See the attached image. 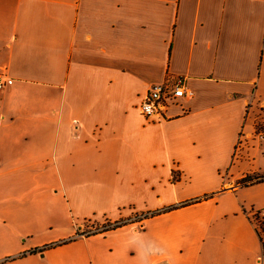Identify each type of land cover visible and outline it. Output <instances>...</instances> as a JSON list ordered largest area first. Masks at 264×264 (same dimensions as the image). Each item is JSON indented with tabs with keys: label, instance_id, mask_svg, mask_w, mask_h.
I'll return each mask as SVG.
<instances>
[{
	"label": "crops",
	"instance_id": "crops-1",
	"mask_svg": "<svg viewBox=\"0 0 264 264\" xmlns=\"http://www.w3.org/2000/svg\"><path fill=\"white\" fill-rule=\"evenodd\" d=\"M0 72V264H264V0H0Z\"/></svg>",
	"mask_w": 264,
	"mask_h": 264
},
{
	"label": "built area",
	"instance_id": "built-area-1",
	"mask_svg": "<svg viewBox=\"0 0 264 264\" xmlns=\"http://www.w3.org/2000/svg\"><path fill=\"white\" fill-rule=\"evenodd\" d=\"M6 78L0 72V91L4 88ZM186 95L185 78L177 76L161 83L151 84L137 104L147 122H156L166 117L170 105L179 104ZM258 139H264V123L259 129L256 127ZM114 223V222H112Z\"/></svg>",
	"mask_w": 264,
	"mask_h": 264
},
{
	"label": "trees",
	"instance_id": "trees-1",
	"mask_svg": "<svg viewBox=\"0 0 264 264\" xmlns=\"http://www.w3.org/2000/svg\"><path fill=\"white\" fill-rule=\"evenodd\" d=\"M263 180H264V174L246 175V176L242 177L239 180V183L241 185H248V184L260 182V181H263ZM197 199L198 198H194V199H190L188 201H184V202L180 203V205L194 202ZM173 207L174 206L171 205V206H166V207L162 208L161 210H154V211H150L148 213L146 212V213H143L141 217H137V218H134V219L133 218L121 219V220L114 221V223L108 221L100 229H97L96 232L105 231L107 229L115 228V227H118V226H121V225H124V224H127V223H133V222H136V221H140L143 218H147V217L156 215V214H158L160 212H163V211H168V210L172 209ZM263 231H264L263 230V225H261L258 230L256 229V232H257L258 236L260 237V239L262 238ZM92 233H94V232H92ZM70 239H72V238H68V239L62 240L60 242H56V243H51V244L45 245L44 248L45 247H50V246H53V245H56V244H60V243H65V242H67ZM39 250H41V249H39ZM36 251H37V249H32L30 252H36Z\"/></svg>",
	"mask_w": 264,
	"mask_h": 264
},
{
	"label": "rangeland",
	"instance_id": "rangeland-1",
	"mask_svg": "<svg viewBox=\"0 0 264 264\" xmlns=\"http://www.w3.org/2000/svg\"><path fill=\"white\" fill-rule=\"evenodd\" d=\"M263 123H264L263 120L262 121H258V123L256 122L255 126L259 129V127L262 126ZM143 213L144 212H142V213H136L134 215H131V216L126 217V218H121V219H129V218H133L134 219V218H137V217H141ZM121 219H118V220H121ZM254 220L256 221V223H258L259 226H261L262 223H263V218L260 217V216H258V218L254 219ZM115 221H117V220H115ZM109 222H114V221H109ZM83 224H84V227H82V230L84 231V233H92V232H96L97 229H100L104 224H106V222H102L100 224L99 223L98 224H95V223H91L89 221H84Z\"/></svg>",
	"mask_w": 264,
	"mask_h": 264
}]
</instances>
